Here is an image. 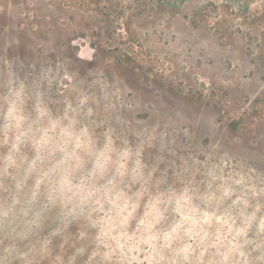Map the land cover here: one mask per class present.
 <instances>
[{
    "label": "rangeland",
    "instance_id": "1",
    "mask_svg": "<svg viewBox=\"0 0 264 264\" xmlns=\"http://www.w3.org/2000/svg\"><path fill=\"white\" fill-rule=\"evenodd\" d=\"M109 139L130 151L128 195L140 160L136 217L163 213L153 231L176 222L188 192L244 230L233 261L264 264V0H0V264H68L74 244L95 246L89 209H51L34 227L28 201L44 174L37 203L61 175L77 183ZM85 231L93 239L77 242Z\"/></svg>",
    "mask_w": 264,
    "mask_h": 264
},
{
    "label": "clouds",
    "instance_id": "2",
    "mask_svg": "<svg viewBox=\"0 0 264 264\" xmlns=\"http://www.w3.org/2000/svg\"><path fill=\"white\" fill-rule=\"evenodd\" d=\"M86 103L87 98L81 99L77 109ZM15 110L13 103L9 107L8 117L15 118L13 117ZM38 113L40 118L45 116L39 106ZM75 123L74 120L69 121L65 131L72 130ZM59 124V120L50 121L51 126ZM71 134L74 136V148L85 149L89 140L88 129L82 127L78 132ZM16 139L18 141L19 136ZM110 144L109 139L96 155L91 170L77 183H73L69 176L61 175L54 185L47 184L45 201L37 203L40 186L47 183L44 179V175L47 174H44L36 180L28 201L30 206L36 205L28 209L34 213L32 221L34 227H39L44 214L51 209H58L64 220L85 216V209H89L86 218L90 228L97 230L94 236L95 246L89 248L87 243H82L76 247L74 244L75 252L69 258L68 264H76L77 258H80V264H160L161 261H165L166 264H246V259L244 261L231 259L233 254L239 257L246 256L240 251L242 246L237 243V237L241 236L244 230L234 231V221L230 223V217L226 214L218 215L216 211L209 212L206 208L202 209L194 204L193 196L188 192L180 200H176L175 212L179 218L162 234L153 229L160 223L163 213L157 212L151 222L148 220V211L137 218L139 199L146 193L147 183L146 177L140 171V160L135 161L130 173L132 182H140V188L132 195H128L125 188H130V185L125 184L123 188L120 185L124 184V177L128 173L130 151L124 149L117 152ZM220 178L223 179V176ZM230 195L231 192L225 189L223 196ZM149 205L155 208L152 201H149L146 207ZM93 214H99L98 218L93 219ZM134 219L136 222L133 225ZM91 239L93 237L87 231L80 232L76 238L77 242H87ZM158 241L162 243L158 244ZM5 251L11 255L15 248H8ZM209 254L218 259L205 260ZM19 255L23 258L27 254ZM57 260L60 258L57 257Z\"/></svg>",
    "mask_w": 264,
    "mask_h": 264
}]
</instances>
